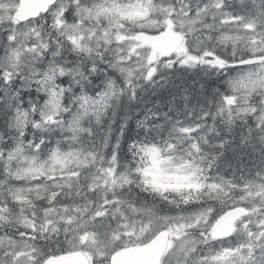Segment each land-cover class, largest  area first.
I'll return each instance as SVG.
<instances>
[{
  "label": "snow or ice",
  "instance_id": "6c2138e0",
  "mask_svg": "<svg viewBox=\"0 0 264 264\" xmlns=\"http://www.w3.org/2000/svg\"><path fill=\"white\" fill-rule=\"evenodd\" d=\"M0 264H264V0H0Z\"/></svg>",
  "mask_w": 264,
  "mask_h": 264
}]
</instances>
